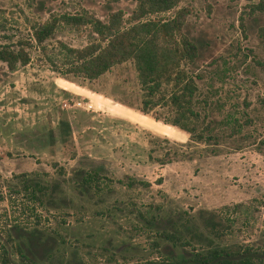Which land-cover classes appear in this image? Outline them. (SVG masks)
<instances>
[{"label": "rangeland", "instance_id": "obj_1", "mask_svg": "<svg viewBox=\"0 0 264 264\" xmlns=\"http://www.w3.org/2000/svg\"><path fill=\"white\" fill-rule=\"evenodd\" d=\"M258 1L178 0L140 19L186 11L181 34L197 55L179 69L193 77L190 124L196 132L211 127L205 141L169 125L173 111L163 100L140 111L131 60L92 81L63 77L31 42L26 65L9 72L0 63V246L8 264H30L20 254L32 264H142L209 246L262 254L264 12L250 9ZM134 7L135 0H0V44L29 40L30 26L50 14L104 21L120 11L127 26ZM95 38L88 27L58 25L44 44L57 60L59 42L78 48ZM59 121L69 126L63 141ZM92 172L98 180L80 183ZM26 180L52 184L41 205L23 189ZM140 215L155 221L146 225ZM10 226L39 233L8 243ZM169 230L178 241L160 237Z\"/></svg>", "mask_w": 264, "mask_h": 264}, {"label": "trees", "instance_id": "obj_2", "mask_svg": "<svg viewBox=\"0 0 264 264\" xmlns=\"http://www.w3.org/2000/svg\"><path fill=\"white\" fill-rule=\"evenodd\" d=\"M178 0H135V7L130 15V22L123 25L122 13L111 12L106 20L102 21L87 12L76 14H50L43 22H37L30 26L29 40H19L12 43L0 44V63L9 72H13L19 66L29 62L30 55L27 50L31 42L38 48L47 63L57 73L73 78L92 81L105 73L114 65L131 60L136 72L137 83L143 93L141 112L151 110L163 100L173 111L168 123L172 127L185 132L191 139L205 141L211 127L205 126L201 132H196L191 119L194 113L191 109L193 94L196 86L192 76H187L179 69L180 63H192L197 55L193 42L181 34V27L186 11L178 10L174 16L167 20H144L147 15L162 13L175 7ZM251 11L264 12V0H259L250 5ZM58 25H65L73 29L88 27L96 38L81 47H71L59 42V58L48 56L46 53L45 40L48 39ZM171 45V46H169ZM264 71V62H257ZM162 84L169 85L168 94L163 93ZM166 92V91H164ZM155 97V98H154ZM59 136L61 141L69 134L67 122L59 121ZM204 132H207L205 135ZM213 136V135H212ZM208 139V138H207ZM95 172L85 174L80 183L89 187V183L98 180ZM24 188L37 202L42 204V196L51 191L52 184H40L35 181L27 184ZM131 181L128 185H133ZM264 205V203H263ZM140 219L150 225L155 221L153 215L142 216ZM211 224L209 228H212ZM28 239L39 233L36 229L32 232L10 226L7 232L8 243L21 234ZM160 237L167 241H178L179 236L173 231H162ZM31 241V240H30ZM38 242L37 240H34ZM33 242L31 241V244ZM46 245V241L42 242ZM0 264H8L5 258L6 249L0 246ZM21 257L30 262L28 256ZM142 264H264V250L262 254L253 251L249 247L241 250L230 251L226 247L209 246L201 250L183 254L179 258L163 259L160 261L147 260Z\"/></svg>", "mask_w": 264, "mask_h": 264}, {"label": "built area", "instance_id": "obj_3", "mask_svg": "<svg viewBox=\"0 0 264 264\" xmlns=\"http://www.w3.org/2000/svg\"><path fill=\"white\" fill-rule=\"evenodd\" d=\"M73 105L79 106L80 103H79V102H76V103H74ZM61 107H62V108H65V107H69V105H67L66 103L63 102L62 105H61Z\"/></svg>", "mask_w": 264, "mask_h": 264}]
</instances>
